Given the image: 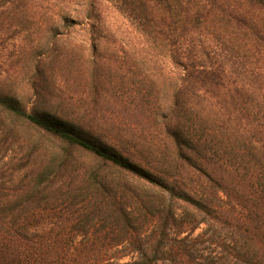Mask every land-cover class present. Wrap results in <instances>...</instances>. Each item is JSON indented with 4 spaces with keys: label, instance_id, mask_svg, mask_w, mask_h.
<instances>
[{
    "label": "trees",
    "instance_id": "1",
    "mask_svg": "<svg viewBox=\"0 0 264 264\" xmlns=\"http://www.w3.org/2000/svg\"><path fill=\"white\" fill-rule=\"evenodd\" d=\"M106 1L140 48L117 112L0 88V264H264V0Z\"/></svg>",
    "mask_w": 264,
    "mask_h": 264
},
{
    "label": "rangeland",
    "instance_id": "2",
    "mask_svg": "<svg viewBox=\"0 0 264 264\" xmlns=\"http://www.w3.org/2000/svg\"><path fill=\"white\" fill-rule=\"evenodd\" d=\"M139 49L137 35L106 0H0V88L19 95L28 109H63L58 96L68 95L74 102L69 110L77 113L95 82L103 96L109 88V102L101 99L96 108L117 112L127 82L113 69L135 64ZM93 57L100 62L98 74L90 65ZM105 66L112 74H104ZM44 84L48 93L40 91ZM205 228H196L193 236Z\"/></svg>",
    "mask_w": 264,
    "mask_h": 264
}]
</instances>
